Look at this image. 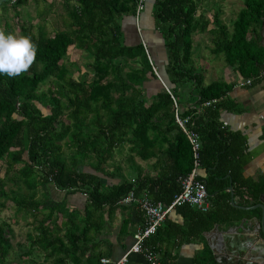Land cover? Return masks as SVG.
<instances>
[{
	"label": "trees",
	"instance_id": "1",
	"mask_svg": "<svg viewBox=\"0 0 264 264\" xmlns=\"http://www.w3.org/2000/svg\"><path fill=\"white\" fill-rule=\"evenodd\" d=\"M27 2L16 0L13 5ZM67 4L64 28L48 33L43 27L36 32L21 26V35H30L38 46L37 59L22 75H0V199L13 201L18 212L27 210L38 220L26 244H15L11 224L0 220V264L14 256L27 264H47L36 255L53 258V264H101V254H95L89 242L93 216L105 204L119 205L134 185L138 195L148 191L154 201L171 203L182 190L180 177L189 175L195 166L192 145L175 119L174 98L180 108L188 92L196 94L201 111L186 107L180 108V114L193 116L200 134V167L208 174L198 178L206 183L211 207L202 211L189 204L178 206L174 210L184 216V224L167 218L154 237L204 242V232L216 223L248 215L232 204L230 187L235 196L245 199V205H255L264 193V178L253 181L245 177L251 160L247 137L227 128L220 119L221 111L233 105L228 98L233 85L219 80L204 84L193 60L194 35H213L215 54L223 53L226 62L244 77L263 81L258 75L264 69L259 32L264 0H244L232 28L222 20L220 6L213 19L208 18L201 10L203 0H76L72 4L69 0ZM150 6L151 15L145 20L150 19L164 39L167 57L162 64L151 58L143 42L130 45L124 41V18H141ZM73 47L87 53L88 69L79 76L67 62ZM155 68L171 92L164 87L146 92V83L159 78ZM46 83L49 88L42 90ZM214 98L219 101L204 105ZM157 144L168 168L158 169L154 178L133 169L129 171L135 173L133 182L118 166L112 174L121 178L120 183L106 185L99 175L79 169L86 158H93V168L110 176L107 165L125 146L128 161L133 162L136 157L155 156L151 149ZM35 174L37 178H33ZM16 177L29 192H22V184L18 193L6 188L9 181L18 182ZM50 178L61 188L88 193L91 203L84 214L38 198L39 190L47 191ZM0 206L6 207V202ZM41 214L44 217L39 218ZM154 237L150 243L160 250ZM162 260L163 264H176L168 252ZM195 264H217L206 244Z\"/></svg>",
	"mask_w": 264,
	"mask_h": 264
},
{
	"label": "crops",
	"instance_id": "2",
	"mask_svg": "<svg viewBox=\"0 0 264 264\" xmlns=\"http://www.w3.org/2000/svg\"><path fill=\"white\" fill-rule=\"evenodd\" d=\"M145 23L151 24L152 22L149 19V21L146 20ZM124 26L125 22L123 20L125 43L130 45L139 43L141 33L139 34L138 31L136 32L134 23L131 31H126ZM149 32L150 44L148 42V44L146 42L144 44L148 48L151 58L155 57L154 59L161 61L165 60V54H167V52L166 49L159 43V35L155 34L154 31ZM205 33L206 36H208L209 42H213V35L207 32ZM197 46L198 50L196 49ZM200 47L199 42L194 39L193 60L196 69L198 72H201L204 77V84H209L214 80H219L233 85L228 97L230 103L233 105L221 111L220 119L222 122L227 123L225 124L227 128L233 131H240L246 135L247 150L251 156V160L246 165L244 174L248 179L259 181L264 178V80L260 82H253L250 85L246 84L245 81L247 77H244L236 69V66L228 64L224 55L222 56L223 53H220L219 55L215 54L212 51L213 45L211 44H205L203 49H199ZM145 86L146 92L148 90H154L157 87L156 80L147 82ZM186 107H196L197 111H201L196 94H190L188 92L184 96L180 103V108L183 111ZM166 144L167 143L164 145ZM160 146L161 145L157 144L154 149H151V151H155V153H157L155 156L148 159L136 157L133 162L128 161V146H125L124 151L122 153H115L114 161L109 162L110 164L107 165V170L110 173V176H107L102 172H97L93 168V158H86L79 165V169L81 171L99 175L103 178V182L106 185L120 183L121 178L118 176L114 177L112 174L113 172L115 173L118 166H121V169L124 171V175L131 181L135 179V173L129 172L133 169H139L143 176H150L154 178L158 176V169L168 168L160 159L162 156ZM197 172L198 176L201 177H206L208 174L206 169L202 167H199ZM231 187L230 190L233 191L236 204L253 206L245 205V199L235 196L234 188L231 189ZM143 193L144 192H142V194ZM149 193L150 192H148V195ZM37 196L38 198L61 203L68 210L78 211L81 214L85 213L86 208L91 203L87 192L70 191L57 186L54 182H50L48 184V189L47 191L45 190L44 193L39 190ZM120 200L118 201L119 205L114 207L109 204H105L103 210H101L98 215H94L92 219L93 228L90 232L91 241L89 242V246L95 250V254L100 253L101 258L108 257L113 260L120 259L132 245L134 233L144 224V212L141 207L133 203L125 204ZM259 202L260 198L258 203ZM41 217H44V215L41 214L39 218ZM168 219L179 224H184L185 222L184 216L176 210H173L169 214ZM36 221L38 220L34 217L33 226L37 225ZM62 221L63 216L60 217L59 223H62ZM154 238H156V241L158 240V246L161 247V249L159 250L157 247H153L160 253L162 259L164 254L168 252L175 257L176 264H195L196 256L205 247V244L207 245L206 239L203 242L197 239L181 241L179 237L167 240H162L161 237ZM89 255L90 252H88L85 257L87 258ZM36 258H38L39 262L44 258V261L47 264H53V258L45 260V257L41 258L39 255H36ZM125 264L148 263L142 254L132 253Z\"/></svg>",
	"mask_w": 264,
	"mask_h": 264
},
{
	"label": "rangeland",
	"instance_id": "3",
	"mask_svg": "<svg viewBox=\"0 0 264 264\" xmlns=\"http://www.w3.org/2000/svg\"><path fill=\"white\" fill-rule=\"evenodd\" d=\"M69 1V0H68ZM67 0H28L23 5L14 6L13 0H0V28L4 29L6 33H14L21 35V26H26L36 32L43 27L48 33H53L56 28H64V20L68 19V2ZM76 0H70V4L75 3ZM146 1V0H145ZM244 0H203L201 10H205L207 17L213 19L215 10L219 7L222 9L221 18L230 27H233V21L241 11ZM135 17H125L124 29L131 31L133 23L135 24ZM130 27V28H129ZM194 39L199 42L200 48L203 49L205 44L209 42L206 33H197ZM198 50V46L196 47ZM87 53L79 48L73 47L68 54L67 62L71 71L75 76H79L88 68L86 66ZM224 54H222L223 56ZM50 83L41 86L42 90H47ZM44 112H49V109L38 103ZM1 175L3 172L0 173ZM11 176V174H10ZM33 178H37V174ZM16 183L8 182L7 189L15 188L18 193L19 185H23L22 192H29L26 185L22 181L15 178ZM0 202H6V207L0 206V220L9 222L15 231L13 242L27 243V235L33 229V215L31 212L25 210L18 212L17 205L11 201L0 199ZM7 264H27L23 259L14 256Z\"/></svg>",
	"mask_w": 264,
	"mask_h": 264
},
{
	"label": "built area",
	"instance_id": "4",
	"mask_svg": "<svg viewBox=\"0 0 264 264\" xmlns=\"http://www.w3.org/2000/svg\"><path fill=\"white\" fill-rule=\"evenodd\" d=\"M141 2H145V0H141ZM139 8H143V5H140ZM155 71L157 73L156 68ZM258 78L264 79V69L260 71ZM245 83L250 85L253 83V79L247 78ZM168 91L171 92L170 90ZM174 101L176 106L175 119L192 145L195 166L189 175L180 177L182 190L174 196L169 204H165L163 201L152 200L147 191L138 195L136 191L137 186L134 185V187L120 201L125 204L133 203L139 205L144 212V224L134 233L132 245L120 259L113 260L108 257H102L101 264H125L132 253L142 254L148 264H163L160 253L153 247L150 240L157 235L159 228L166 221L169 214L178 206L185 204L195 206L202 211H207L211 207V204L208 201L206 183L198 178L197 172L200 167V151L202 148L200 134L195 127L193 116H182L175 98ZM218 101V98H214L206 101L204 105L212 106ZM225 124L227 123H224V125ZM50 181L53 182L51 178ZM133 182H136V180L133 179Z\"/></svg>",
	"mask_w": 264,
	"mask_h": 264
},
{
	"label": "water",
	"instance_id": "5",
	"mask_svg": "<svg viewBox=\"0 0 264 264\" xmlns=\"http://www.w3.org/2000/svg\"><path fill=\"white\" fill-rule=\"evenodd\" d=\"M151 8H152L151 6L149 8H146L145 13H147L148 11V14H146L145 16L144 15L141 16V18L139 16H134L136 20L134 24L136 32L138 31L139 34L141 33L139 43L148 42L150 44L149 31H154L155 34L159 35L158 37H159L160 45L163 48H165V42L161 32L157 30L152 23L151 24L145 23L146 21L145 18L151 15ZM259 32L261 36L260 42L261 45L264 47V20H262L261 22ZM165 56L167 57V54H165ZM155 61L158 62V64H162L164 61H166V58L165 60L162 61L155 59ZM262 65L264 67V57H263ZM156 83L158 88L164 87L167 90H169L168 85L161 76H159ZM231 189H233V187H231ZM235 202L236 201L232 191L233 205L242 210L249 211L248 216L244 217L241 222L239 221L218 222L214 225L212 229L204 232L206 243L209 246V248L213 251L214 259L218 264H234L235 261L233 259L236 257L238 253L240 254L242 253L241 251L242 249L248 251L247 249L242 247V244H246L247 242L251 241L250 234L254 233L255 235H252L253 238H256L257 240H261L264 242V193L261 194L260 196V202L253 206L238 205ZM249 251H250L249 252L250 259L264 258V250H259L258 252L259 256L253 254L252 250ZM222 254L227 259H230V261L228 262L227 260L226 261L221 260L219 256L220 255L222 256Z\"/></svg>",
	"mask_w": 264,
	"mask_h": 264
},
{
	"label": "clouds",
	"instance_id": "6",
	"mask_svg": "<svg viewBox=\"0 0 264 264\" xmlns=\"http://www.w3.org/2000/svg\"><path fill=\"white\" fill-rule=\"evenodd\" d=\"M38 46L30 35L6 33L0 28V75L26 73L37 59Z\"/></svg>",
	"mask_w": 264,
	"mask_h": 264
},
{
	"label": "flooded vegetation",
	"instance_id": "7",
	"mask_svg": "<svg viewBox=\"0 0 264 264\" xmlns=\"http://www.w3.org/2000/svg\"><path fill=\"white\" fill-rule=\"evenodd\" d=\"M263 20H264V18H263ZM246 216H248V215H246ZM242 219L239 220V222H241ZM250 235H251V241L247 242L246 244H242V247L247 249L248 251L242 249L241 250L242 253L241 254L238 253L236 255V257L233 259L235 261L234 264H264V258L250 259V256H249L250 251L249 250H252L253 254L258 255V256H259V253H258L259 250H264V242L261 240H257L256 238H253L252 235H255L254 233L250 234ZM257 235H258V233H257ZM219 257L221 260H224V261L227 260L228 262L230 261V259H227L226 257H224L223 254H222V256L220 255ZM250 261H252V262H250Z\"/></svg>",
	"mask_w": 264,
	"mask_h": 264
}]
</instances>
